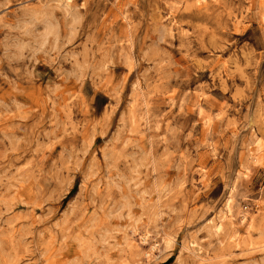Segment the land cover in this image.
Wrapping results in <instances>:
<instances>
[{"label":"rangeland","instance_id":"rangeland-1","mask_svg":"<svg viewBox=\"0 0 264 264\" xmlns=\"http://www.w3.org/2000/svg\"><path fill=\"white\" fill-rule=\"evenodd\" d=\"M0 264H264V0H0Z\"/></svg>","mask_w":264,"mask_h":264},{"label":"bare ground","instance_id":"bare-ground-1","mask_svg":"<svg viewBox=\"0 0 264 264\" xmlns=\"http://www.w3.org/2000/svg\"><path fill=\"white\" fill-rule=\"evenodd\" d=\"M66 7H67V5H66ZM207 122H208V120H207ZM208 128V127H207ZM211 127H209V129H210ZM209 131V130H208ZM255 132V131H254ZM252 134H253V132H252ZM254 139V138H253ZM259 139V138H258ZM258 139H254V141L252 140V143H251V146L253 145L254 147H253V149L252 148H250V149H248V151H247V158L248 159H254L255 157H256V152H258L259 151V148L261 147V141L260 140H258ZM244 146V145H243ZM231 199V198H230ZM231 205H230V201H229V199L225 202V206H224V211H222V215L219 217V223H217L216 225L215 224H213V225H211L210 226V228H208V229H211L212 231H214L213 233H218V232H220L221 231V229H222V225H221V222L223 221V220H225V219H230L231 217H232V215H231V208L232 207H230ZM233 219V218H232ZM235 220V219H234ZM251 221V220H250ZM241 223L242 224H244L245 223V217H241ZM232 224V223H231ZM232 225H235V223H233ZM250 225V224H249ZM249 225L247 226L248 228H249ZM232 228V227H231ZM233 232V231H232ZM208 233H210V231L208 232ZM148 235L147 234H144L142 237H141V242H143V243H145L146 242V240H147V237ZM169 242V241H168ZM196 243V242H195ZM248 244V243H247ZM188 246L190 245L191 246V249L193 250V251H195V252H197V250L198 249H194L193 247L195 246V244H194V241H192L190 244H187ZM168 246V245H167ZM186 246V245H185ZM188 246H186V248L188 247ZM256 246V245H255ZM249 247V246H248ZM190 248V247H189ZM248 249H250V248H248ZM154 250H156L155 248H153V251ZM200 250V249H199ZM247 250V249H246ZM251 250H252V247H251ZM188 251V250H187ZM191 251V250H190ZM197 254V253H196ZM253 254V253H252ZM155 256V255H154ZM244 257H245V255H244Z\"/></svg>","mask_w":264,"mask_h":264}]
</instances>
